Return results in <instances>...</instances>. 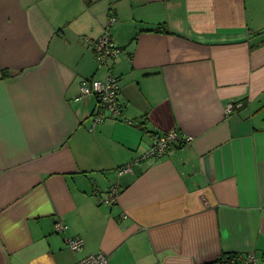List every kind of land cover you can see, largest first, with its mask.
<instances>
[{"label": "crops", "instance_id": "obj_1", "mask_svg": "<svg viewBox=\"0 0 264 264\" xmlns=\"http://www.w3.org/2000/svg\"><path fill=\"white\" fill-rule=\"evenodd\" d=\"M105 30L120 52L100 63L90 41ZM109 75L123 118L92 126L98 99L79 84ZM171 130L189 146L116 171ZM97 252L264 264V0H0V264Z\"/></svg>", "mask_w": 264, "mask_h": 264}, {"label": "built area", "instance_id": "obj_2", "mask_svg": "<svg viewBox=\"0 0 264 264\" xmlns=\"http://www.w3.org/2000/svg\"><path fill=\"white\" fill-rule=\"evenodd\" d=\"M115 21L114 16H110L106 28H109ZM90 46L95 54L96 59L100 63H104L110 58H114L120 52V48L109 36L105 30L99 38L90 41ZM80 97L86 98L95 95L98 99V109L93 116V124L104 120L107 117L122 119L123 109L120 103L118 93L119 87L117 79L111 75L107 76L105 80L97 79H82L79 84ZM241 103H229L226 106V111L230 112L235 107L241 106ZM192 140V136L185 135L178 130H171L159 134L154 138L149 145L148 149L142 153L141 156L135 158L132 162L120 166L116 169L118 173L133 172L134 166L146 158H160L169 152L170 146L175 143H180L184 147H188ZM118 188L115 183H112L105 192L104 198L101 202L107 205L113 204L118 196ZM56 231H62L66 225L58 221L54 224ZM69 248L73 252L79 251L83 247V240L80 237H71L67 240ZM257 258L253 254L244 255V258L237 262L234 258L227 260L225 263L220 264H254ZM75 264H109L108 256L103 252L91 253L78 260Z\"/></svg>", "mask_w": 264, "mask_h": 264}, {"label": "trees", "instance_id": "obj_3", "mask_svg": "<svg viewBox=\"0 0 264 264\" xmlns=\"http://www.w3.org/2000/svg\"><path fill=\"white\" fill-rule=\"evenodd\" d=\"M155 31L167 32V29L162 24V25L157 26V28H155ZM7 73H8L7 71H4L5 75H7ZM231 258H234V260L237 262L238 260H241L242 258H244V255L236 253V252H225L216 261L218 263H225L227 262V260H230Z\"/></svg>", "mask_w": 264, "mask_h": 264}]
</instances>
